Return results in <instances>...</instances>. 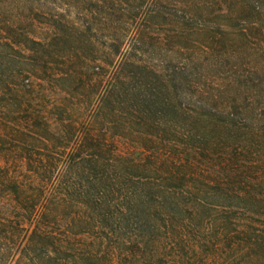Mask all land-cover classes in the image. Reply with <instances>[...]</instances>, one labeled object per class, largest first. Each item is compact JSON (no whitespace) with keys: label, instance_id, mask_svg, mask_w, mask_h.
<instances>
[{"label":"trees","instance_id":"16d2710c","mask_svg":"<svg viewBox=\"0 0 264 264\" xmlns=\"http://www.w3.org/2000/svg\"><path fill=\"white\" fill-rule=\"evenodd\" d=\"M0 264H264V0H0Z\"/></svg>","mask_w":264,"mask_h":264}]
</instances>
